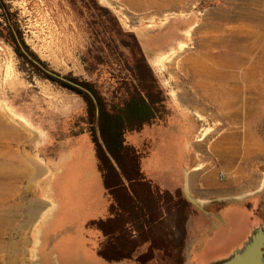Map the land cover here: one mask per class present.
Segmentation results:
<instances>
[{
  "label": "rangeland",
  "instance_id": "obj_1",
  "mask_svg": "<svg viewBox=\"0 0 264 264\" xmlns=\"http://www.w3.org/2000/svg\"><path fill=\"white\" fill-rule=\"evenodd\" d=\"M6 1L10 5L12 25L21 29L31 49L48 65L47 69L59 75L93 81L107 96L117 91L118 79L114 75L132 80L130 45L135 41L128 33L136 36L144 52L151 35L167 32L168 38L159 42L164 46L153 47L154 57L146 58L170 97L168 104L178 111L194 112L192 105L198 103L208 107V115L201 113L203 108L197 110L202 119L197 135L205 133L208 141L214 142L227 132L243 131L242 137L246 130H251L254 133L246 146H254V134L257 144L264 143V114L257 121L246 119L250 109L248 100L254 95L246 90L237 95L234 105L228 107L232 108L234 117H227L226 113L211 106L209 94L202 91L203 78L199 73L195 75L192 62L205 52H219V47L208 43L225 30L239 28L242 23L264 24V0H184L164 9H135L127 0ZM8 25L0 7V110L3 120L11 125L0 133L3 135L0 145L4 146L0 147V159L14 162L21 174L28 171L23 178L4 182L0 187L1 199L12 194L22 205L14 215L7 212L9 209L0 199V214L16 223L13 228H2L4 234L0 229V264H38V236L56 206L54 197L58 200V208L55 220L45 233L42 264H138L134 260L131 263L109 261L97 251L102 232L93 221L102 218L98 210L100 205L102 207L100 200L104 190L99 185L103 181L87 134L79 135L80 141L71 146L72 161L62 164L63 174L58 175L53 184L61 164L60 154L67 140L76 137L69 133L71 118L84 109L85 102L79 94L46 77L35 65L19 56L7 37ZM181 42L186 44L183 49L179 48ZM171 51L176 53L165 62V67L155 65L157 57ZM238 70L242 72L243 69L239 66ZM170 124L160 122L157 128H144L141 137L135 135L134 138H154L151 161L154 159L158 165L167 162L168 167H172V178L182 182L187 172H182L178 165H171V156L163 155L159 149L161 138L172 132L175 134L173 120ZM14 131L11 138L10 132ZM187 135L185 131L181 133L177 141L179 148L184 146ZM129 138L134 139L133 135ZM243 142L245 146V140ZM212 155L213 164L219 165V158ZM202 160L205 161L203 156ZM37 165L43 166V170H36ZM217 178L225 177L222 178L219 171ZM28 205L39 211L32 223L22 225ZM224 205L229 207L228 213L217 210L220 215L212 214L208 220L213 227L211 231L220 229L213 239L223 234L227 227L236 225L241 215L236 200ZM262 212L264 214V209ZM198 222H194L196 237L205 231L197 232ZM203 223L208 225L207 218ZM208 234L209 231L205 236Z\"/></svg>",
  "mask_w": 264,
  "mask_h": 264
},
{
  "label": "trees",
  "instance_id": "obj_2",
  "mask_svg": "<svg viewBox=\"0 0 264 264\" xmlns=\"http://www.w3.org/2000/svg\"><path fill=\"white\" fill-rule=\"evenodd\" d=\"M9 6L6 0H0L3 15L10 24L7 37L17 54L35 65L46 77L79 94L85 102L84 109L71 118L69 133L70 136L84 133L90 136L108 200L107 216L93 221V225L102 232L98 253L109 261L130 259L142 264H158L159 259L172 255L173 245L166 235L168 232H161L160 223H165L166 217L176 212L177 222L183 230L191 202L182 190L173 193L161 189L144 169L154 138L142 137L139 140L141 131L152 129L160 122L167 124L174 109L168 104L170 97L155 76L139 41L134 34L128 33L135 41L130 45L132 80L114 75L118 79V88L110 96L93 81L66 76L88 87L96 96L102 143L96 131L97 109L91 95L50 75L28 58L23 48L48 68L28 45L21 29L12 25ZM132 135L139 138L131 140L129 136Z\"/></svg>",
  "mask_w": 264,
  "mask_h": 264
},
{
  "label": "crops",
  "instance_id": "obj_3",
  "mask_svg": "<svg viewBox=\"0 0 264 264\" xmlns=\"http://www.w3.org/2000/svg\"><path fill=\"white\" fill-rule=\"evenodd\" d=\"M168 36L167 32L160 34L157 32L149 37L147 43L148 48H146V46L144 47L147 58L149 57L151 59L154 57L152 55V48L155 46L159 47V45L164 46L159 42L166 40ZM146 49L149 50V52H146ZM159 58L160 56L157 57L155 61V65L158 67H160L157 63ZM202 91L205 94H209L213 102L211 106L226 113L227 117H234V113L231 115V111H233L232 108H228L232 105L229 106L225 103L227 99L226 87L223 88L221 85L218 89L216 85L209 87L204 85ZM192 106L196 111H178L173 108V116L171 120L168 121L167 125H171L170 123L173 120L175 134L172 132L161 138L162 143L159 147L163 155L166 154V156H171V165H178L182 172H189L184 175L183 181L178 182L177 179L172 178L173 176L170 175L172 167L170 169L167 162L159 163L158 165L157 162H154V159L151 161L152 157L149 156L144 164L145 171L161 189L173 193L178 191V189H182L185 194L184 189L186 187L191 195L199 202V205H197L187 198L191 204L183 230L177 222L178 215L176 212L172 213L170 217H166L165 223H160L159 227L161 232H168L166 235L172 240L173 245L172 255H167L165 258L159 259L158 264H208L215 259L225 257L235 248L242 245L250 234L253 225H258L261 221L260 215L256 214L255 211L259 207L264 194V143L259 142V144H257L256 134H254V146L247 147V140H249L254 133H251V130H246L242 137L240 134H242L243 131L241 133L227 132L214 142H211V140L208 141L207 137L204 136L205 133L202 136H198L197 133L202 119L198 117L197 110L203 108L205 110L201 113L208 115V107L200 103ZM247 118L249 120L254 119L250 115V112L246 115V119ZM157 127L158 124H155L151 128ZM184 131L188 134L187 141H184V146L179 148L177 141ZM244 140L245 146L243 145ZM79 141V136L67 140V146L60 154L61 164L56 171L57 173L53 180V184L58 179V175L61 173L63 174L62 164L67 161V163L72 161L73 152L71 146ZM154 142H156L155 139ZM157 143L159 144L158 140ZM91 144L93 146L92 141ZM252 148H254V150ZM212 154L219 158V165L213 164ZM202 156L205 161L202 160ZM219 171L221 172V177H225L224 179L217 178V173ZM99 185L104 190L105 197L103 196L100 200L102 207L100 205L98 213H100L102 218H105L108 214V200L105 195L103 183ZM54 200L56 206L50 213L44 227L41 228L38 236V264H42L41 262L44 258L42 248H44V242H46V240H44L46 230L52 225L56 217L55 211L58 208V200L55 197ZM234 200L240 204L241 210V215L237 224L227 227L223 234L219 233L220 236L213 239V236L216 235L215 233L220 231V229L214 230V232L211 231L213 227L208 222L209 218L212 214L220 215L217 210L228 213L229 207L224 204ZM215 204L219 205L216 206ZM206 218L208 225L203 223L206 221ZM195 221H200L197 223V232L203 229L205 230L204 233L199 234L198 237L194 236ZM208 231L209 234L205 236ZM180 255H182V259ZM121 261L123 262V260ZM127 261L130 262L131 260L128 259ZM134 261L138 264H142L136 260Z\"/></svg>",
  "mask_w": 264,
  "mask_h": 264
},
{
  "label": "bare ground",
  "instance_id": "obj_4",
  "mask_svg": "<svg viewBox=\"0 0 264 264\" xmlns=\"http://www.w3.org/2000/svg\"><path fill=\"white\" fill-rule=\"evenodd\" d=\"M127 1L131 4V7H134L135 9H146L154 7L164 9L177 5L183 2L184 0ZM242 24L239 28L237 26H234V28L230 29L229 31H227V29L225 30L226 32L220 33V35H217V37L215 38L213 37L214 39L210 40V43H208L207 41L209 46L219 47L220 51L213 53V51L211 52L207 50L208 52H205L203 55L200 54L201 58L192 59V62H194L193 68H195V75L199 73V75L202 76L203 79L201 84L208 87L216 85L218 89L221 87V85L223 86V88L226 87L227 99L225 100V103H227L229 106L234 105L235 101L237 100V95H239L242 91L246 90L253 94L254 97H251V99L248 100V106L250 107L248 111L254 119L260 120V116L264 114V24H262V22H255L253 24ZM188 32H190V30ZM184 47H186V44L181 43L179 48L183 49ZM175 53V51H171L170 53L161 55L157 62L158 65L162 68L165 67V62L169 60ZM239 66L242 67V72H240L241 69L238 70ZM198 80H201V78ZM1 114L2 112L0 110V133L3 131V129H8L11 127V125L7 121L3 120ZM10 133V135L12 136L10 137L13 138L15 135V131ZM5 134L7 133L5 132ZM35 168L38 171L43 170V166L41 165H37ZM27 171L21 174L20 171L17 170V166L16 164H14V162H6L0 159V187L4 185V182H10V180L12 179L17 180L18 178H23V175L26 174ZM11 195L12 194H8V196H6L7 198L1 199L3 195L2 193H0V199L1 201L5 202L3 204H5L7 209H9V211L7 212L15 215V213L17 214L19 212V209L20 207H22V205L21 203H18L16 201L14 196ZM48 207H51V205L49 204ZM28 208L29 209L27 212V217L25 216L26 218L24 222H21L22 225H29L30 223H32V221L35 219L34 217L38 213L37 211H39L37 207L36 209H34L30 205H28ZM15 226L16 223H14L9 217L2 216V214H0V229H9ZM2 232L3 234L5 233L3 229ZM0 235H2L1 232Z\"/></svg>",
  "mask_w": 264,
  "mask_h": 264
},
{
  "label": "water",
  "instance_id": "obj_5",
  "mask_svg": "<svg viewBox=\"0 0 264 264\" xmlns=\"http://www.w3.org/2000/svg\"><path fill=\"white\" fill-rule=\"evenodd\" d=\"M23 51L30 59L41 66L50 75L57 77L63 81L69 82L70 84L86 91L91 95L97 109L96 131L99 139L103 143L99 129V102L93 92L85 85L75 82L67 78L66 76L59 75L58 73L45 68L25 48H23ZM184 190L187 198L191 202L199 205V202L191 195L186 187ZM208 264H264V225H259L257 228L253 229L247 239L242 243V245L235 248L230 254L225 257L215 259Z\"/></svg>",
  "mask_w": 264,
  "mask_h": 264
},
{
  "label": "flooded vegetation",
  "instance_id": "obj_6",
  "mask_svg": "<svg viewBox=\"0 0 264 264\" xmlns=\"http://www.w3.org/2000/svg\"><path fill=\"white\" fill-rule=\"evenodd\" d=\"M29 58V57H28ZM30 59V58H29ZM263 209H264V194H263V197H262V200H261V202H260V204H259V207L256 209V211H255V213L256 214H259L260 215V217H261V221H260V223L258 224V225H253V227H252V229H251V231L253 230V229H255V228H257L259 225H264V214H263ZM251 233V232H250ZM250 235V234H249ZM248 235V236H249Z\"/></svg>",
  "mask_w": 264,
  "mask_h": 264
}]
</instances>
